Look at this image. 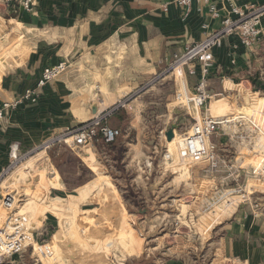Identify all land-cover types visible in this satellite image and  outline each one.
<instances>
[{
    "label": "crops",
    "instance_id": "crops-1",
    "mask_svg": "<svg viewBox=\"0 0 264 264\" xmlns=\"http://www.w3.org/2000/svg\"><path fill=\"white\" fill-rule=\"evenodd\" d=\"M214 1L223 14L227 13L230 0ZM248 2L264 4V0H242L239 4ZM219 23L207 8L200 9L197 1L187 7L178 0H33L32 10L25 11L17 3L0 0V62L4 68L0 69V99L22 96L27 88L35 87L46 66L67 62V69L40 89L35 104H20L0 119V169L10 161L13 143H19L22 152L28 151L48 136L113 107L117 108L109 120L125 133L114 143L98 138L92 145L72 149V153L87 171L89 164L84 157L93 165L90 168L105 172L122 200L167 198L171 197L172 184L176 189L171 173L167 184L161 181L158 172L170 162L167 157L158 160L162 143L150 139L160 135V128L170 145L165 133L172 123L180 124L176 139L180 130L189 131L178 110H184L192 123L197 114L234 118L211 137L219 168L253 169L256 164L246 166L239 158L247 151L259 150L263 136L247 123L246 113H222L212 107L214 101L222 99H212L222 94L218 88L223 89V97L233 92L235 101L244 100L251 92L264 93V35L252 47H244L231 37L215 49V65L205 80L212 98L202 107L176 98L182 79L174 78L173 73L149 84L170 66L175 54L207 34L210 28L204 24L214 28ZM9 57H14V62L5 65ZM199 79V73L187 75L191 89ZM174 81L176 93L171 87ZM236 116L245 120L240 124ZM173 119L176 122H171ZM259 125L264 127L263 118ZM226 152L231 156L226 157ZM45 156L49 167L60 173L48 152ZM194 164L201 166L208 180L218 183L219 170L208 168L206 163ZM74 176H82L79 165ZM165 185L166 194L162 191ZM213 231L218 236L207 243L214 255L211 261L205 257L193 261L186 253L153 258L150 264H215L220 258V264H264V201L240 205Z\"/></svg>",
    "mask_w": 264,
    "mask_h": 264
},
{
    "label": "rangeland",
    "instance_id": "rangeland-1",
    "mask_svg": "<svg viewBox=\"0 0 264 264\" xmlns=\"http://www.w3.org/2000/svg\"><path fill=\"white\" fill-rule=\"evenodd\" d=\"M2 56L1 53L0 58ZM13 60L14 57L6 58L5 65L13 64ZM2 64L0 62V69ZM175 71L178 73L179 69ZM173 74L174 78L178 77ZM175 84L174 81L171 85L174 93L178 90ZM218 90L222 94L212 100H222L214 101L212 107L222 113L239 111L252 117V112L264 108V93L251 92L244 100L235 101L233 92L223 97V89ZM178 111L183 114L186 120H182L190 131L191 117L184 110ZM186 130L178 132L177 139L169 142L171 146L165 143L160 128L157 133L160 135L150 139L162 143L158 160L169 157L170 166L162 165L158 175L166 184L170 173L171 177L175 176V190L171 183V193L175 195L171 194V197L160 195L146 201L122 200L110 177L101 169L90 168L93 165L86 157L89 171L76 178L74 169L78 164L67 155L65 160L68 162H63L62 167L71 181L69 184L63 175V181L54 176L44 153L28 154L27 150L23 151L22 160L4 182L6 189L3 192H19L24 205H21L22 210L31 213L34 221L46 229V237L52 239L54 257L58 259L56 264H150L153 258L167 259L186 253L193 261L202 257L211 261L214 255L207 243L218 236V232L212 230L232 217L234 209L236 211L240 205L264 201V137L259 150L247 151L239 158L246 166L256 164L253 169L219 168L218 183H214L208 180L199 164L179 157L178 145ZM122 132L125 133L124 129ZM58 144L72 151L64 143ZM226 153L229 154L226 157L231 156V152ZM259 162L260 166L257 165ZM88 179L91 180L84 183ZM163 189L165 194L169 192L166 185ZM220 259H216L215 264L222 263ZM11 261L12 264H38L30 250L16 255Z\"/></svg>",
    "mask_w": 264,
    "mask_h": 264
},
{
    "label": "built area",
    "instance_id": "built-area-1",
    "mask_svg": "<svg viewBox=\"0 0 264 264\" xmlns=\"http://www.w3.org/2000/svg\"><path fill=\"white\" fill-rule=\"evenodd\" d=\"M4 1L17 3L25 11H31L33 6V0ZM194 1L198 2L200 9L207 8L210 17L220 21L219 26L211 28L204 24L206 29L210 28L207 34L200 41L186 46L181 53L175 54L170 66L149 84H153L168 73H175L182 79L181 88L177 92L176 98L193 104L195 107H202L212 98L205 80L215 65V49L221 47L225 40L231 37L238 39L244 47H252L257 43L264 35L262 23L264 4L257 5L250 2L239 4V1L242 0H230L227 13L223 14L214 0H178L180 4L187 7H190ZM176 66L181 68L180 74L175 71ZM66 69V61L46 66L37 79L35 87L27 88L22 96L13 99H0V119L4 118L9 110L15 109L20 104H35L38 101L40 89L59 77ZM197 73L201 75V79L191 89L187 75H196ZM116 108L103 111L74 127H68L48 136L27 153L46 154L58 143H64L69 148L77 150L92 145L98 138L103 139L105 143H114L122 135L120 128L109 123V118ZM252 113V117L248 118L250 125L264 137V127L259 125L260 119H264V108ZM243 117L236 116L235 119L241 124L242 119H245ZM233 120L232 117H223L213 113L197 114L190 131L185 133L179 142V157L183 161L206 163L208 168L218 170L219 160L211 137L221 127L231 124ZM22 154L20 144L13 143L10 148V161L0 169V264H12L13 257L28 250L31 251L38 264H56L58 259L54 257L52 239L46 237V229L42 224L38 225L34 221L31 213L22 210L24 205L19 198V192L14 190L3 192V189H6L4 182L22 160ZM52 171L54 176H58L62 181L60 173L56 169Z\"/></svg>",
    "mask_w": 264,
    "mask_h": 264
},
{
    "label": "trees",
    "instance_id": "trees-1",
    "mask_svg": "<svg viewBox=\"0 0 264 264\" xmlns=\"http://www.w3.org/2000/svg\"><path fill=\"white\" fill-rule=\"evenodd\" d=\"M48 153H49V156L52 159V162L57 166V168L59 169L60 173L64 176V179H65L66 183L70 184V182H71V181H69V179H67V177L65 178L66 172H65L64 168L62 167V165L64 166L63 162H66V163L68 162V161L65 160V159H67V155L72 157L73 163L77 162V164L79 165V167L82 170V173L87 171L85 166H83L76 159V157H74L72 151L66 149V147H63L60 144H55L51 149H49ZM75 172H76V169H74V173Z\"/></svg>",
    "mask_w": 264,
    "mask_h": 264
},
{
    "label": "water",
    "instance_id": "water-1",
    "mask_svg": "<svg viewBox=\"0 0 264 264\" xmlns=\"http://www.w3.org/2000/svg\"><path fill=\"white\" fill-rule=\"evenodd\" d=\"M180 128V124L178 123H172L167 131H166V138H167V141H172L174 138H175V130L176 129H179Z\"/></svg>",
    "mask_w": 264,
    "mask_h": 264
},
{
    "label": "bare ground",
    "instance_id": "bare-ground-1",
    "mask_svg": "<svg viewBox=\"0 0 264 264\" xmlns=\"http://www.w3.org/2000/svg\"><path fill=\"white\" fill-rule=\"evenodd\" d=\"M176 69H179V70H180L181 68H180L179 66H176V67H175V70H176Z\"/></svg>",
    "mask_w": 264,
    "mask_h": 264
}]
</instances>
